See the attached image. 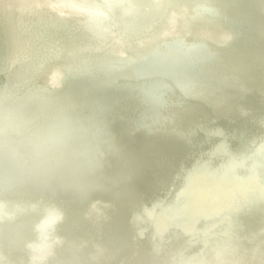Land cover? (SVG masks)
<instances>
[{
	"label": "water",
	"instance_id": "obj_1",
	"mask_svg": "<svg viewBox=\"0 0 264 264\" xmlns=\"http://www.w3.org/2000/svg\"><path fill=\"white\" fill-rule=\"evenodd\" d=\"M168 1L103 14L89 23L96 37L64 51L72 25L86 26L80 13L2 10L12 28L0 29V264H139L148 225L136 212L165 203L190 166L223 179L251 168L264 188V156L247 160L264 134V0H192L180 25L147 38L150 13L166 14ZM196 24L221 26L224 38ZM7 111L15 120L4 132ZM60 112L71 148L37 166L28 139ZM259 197L228 217L262 220Z\"/></svg>",
	"mask_w": 264,
	"mask_h": 264
},
{
	"label": "bare ground",
	"instance_id": "obj_2",
	"mask_svg": "<svg viewBox=\"0 0 264 264\" xmlns=\"http://www.w3.org/2000/svg\"><path fill=\"white\" fill-rule=\"evenodd\" d=\"M173 1L175 3L170 0L165 3L166 14L157 10L150 13L147 23L154 25V29L145 35H148L147 38L163 36L168 30L176 28L181 24L179 15L187 6L194 3L192 0ZM156 4V0H0V29L4 34H9L12 28L11 18L3 12L5 9L14 8L13 15H18L19 10L21 17L26 19L41 9L55 14L61 11H76L81 14L80 18L86 26L83 27L80 21L72 25L70 40L62 46L64 51L67 46L74 49L80 43H89L90 40L85 43V38L96 37V34L101 32L96 27L103 14L117 20L130 16L129 13L132 12L131 15L140 13L144 5ZM110 6H114L115 9L110 11ZM89 23L97 25L95 27ZM224 30L221 26L211 24L205 32L200 24L193 27V32L205 33L212 41L224 38L220 37ZM139 42H134L132 46H139ZM113 46L120 48L119 50L124 49L123 46ZM256 137L257 142L253 146L252 154L247 156L248 163L253 158L264 156V134ZM215 143L216 141L211 142L210 150ZM206 148L207 145L202 150L205 151ZM224 151L222 149L220 152ZM227 156L233 158L232 154ZM237 161L247 168L248 165L244 162L239 159ZM190 167L184 174L183 182L175 186L165 203L154 207L143 204L136 212L146 219L148 225L146 236L139 238L137 245H134L149 243L145 254L139 256V264H264V218L258 220L252 215L247 219H241L240 215L234 220V217H228L236 206L246 204L242 207L245 208L249 204L246 203L247 196H256L260 201L259 196L264 195V188L255 178L254 181L250 178L253 177L252 169L249 168L245 173L220 176L227 178L223 179L211 176L212 174L204 169ZM185 190L188 191L184 192ZM180 192L184 193L180 195ZM162 209L167 211L165 215ZM47 219L48 217H44L43 222L45 223ZM196 219L200 220L198 225L194 223ZM126 244L128 245L126 248L131 249L132 245ZM50 245L49 239V242H40L38 246L40 250L45 251ZM134 246L133 249L137 250ZM118 253L120 254V251ZM131 256L135 258L136 254L133 252Z\"/></svg>",
	"mask_w": 264,
	"mask_h": 264
},
{
	"label": "clouds",
	"instance_id": "obj_3",
	"mask_svg": "<svg viewBox=\"0 0 264 264\" xmlns=\"http://www.w3.org/2000/svg\"><path fill=\"white\" fill-rule=\"evenodd\" d=\"M2 119V131L7 132L13 126L15 117L11 111H7ZM69 120L70 117L60 112L39 125L28 139V159L35 165L41 166L51 163L54 157L66 153L71 148L69 139L63 131L58 132L57 129H61ZM14 155L18 154L14 151ZM81 155L85 154L81 153Z\"/></svg>",
	"mask_w": 264,
	"mask_h": 264
}]
</instances>
